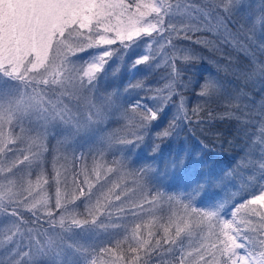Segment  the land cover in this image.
I'll return each instance as SVG.
<instances>
[{
	"label": "snow or ice",
	"instance_id": "obj_1",
	"mask_svg": "<svg viewBox=\"0 0 264 264\" xmlns=\"http://www.w3.org/2000/svg\"><path fill=\"white\" fill-rule=\"evenodd\" d=\"M243 7V0H0V264H264V96L246 90L264 92V0L241 15ZM140 48L131 69H162V84L130 81L126 91L138 98L119 107L89 97L118 52ZM204 60L218 75L194 79L188 69ZM221 73L241 87L228 91ZM169 105L174 114L160 141L182 124L237 121L240 153L225 173L233 191L210 207L193 203L203 185L165 197L149 186L146 168L106 157L114 143L137 146ZM113 115L133 130L102 128ZM53 127L66 134L50 146ZM91 130L100 132L95 145L65 150ZM99 231L106 241L77 238Z\"/></svg>",
	"mask_w": 264,
	"mask_h": 264
},
{
	"label": "trees",
	"instance_id": "obj_2",
	"mask_svg": "<svg viewBox=\"0 0 264 264\" xmlns=\"http://www.w3.org/2000/svg\"><path fill=\"white\" fill-rule=\"evenodd\" d=\"M260 3L261 0H243L244 7L241 10V15L249 10V5L253 9H258ZM193 48L203 52L205 56L210 55L198 46L193 45ZM140 49L118 52L110 61L107 72L102 75L103 82L99 81L97 88L89 93V97L99 102L103 97L109 96L112 99L115 98V107H119L138 98L137 91H126V86L130 81L144 80L153 87L162 84L163 81L160 79L162 69L151 72L144 66H140L139 71L131 69V62L135 59L134 52L138 54ZM212 59L215 60L216 57L213 56ZM240 63L242 66L246 63L243 57H241ZM188 73L194 79H202L209 74L218 75L216 68L209 60L192 65L188 69ZM219 78L225 82L228 91L241 87V82L231 76L226 77L221 73ZM246 90L257 101L264 96V92L260 91V85H256L254 88L249 86ZM140 95L142 96L144 93H140ZM186 96L190 108L196 102L195 92L189 91ZM148 103H152V101L149 100ZM218 111H223V109L220 108ZM173 114L174 109L169 105L137 146L114 143L111 147L112 150L108 152L105 150L106 157L109 161L127 159L133 168H146L149 186L165 194V197L171 195L183 198L193 193L198 185H203L193 203L202 208L210 207L233 191V182L229 178H225V173L233 167L240 153L237 121L225 118L214 120L210 124L205 123L202 126L182 124L173 135L160 141L157 133L168 126ZM101 127L117 132L121 136L129 134L133 130L130 122L125 126V122L119 121L116 115L110 116ZM52 129L53 132L50 129L49 135L56 132L64 135L66 131L63 127H53ZM99 135V131H87L88 139L98 138ZM49 144L53 145L50 140ZM95 144L96 142L93 140L84 146L67 144L65 150L69 154L73 151L79 153L87 151L90 146ZM156 144H159V149L153 151ZM118 146L122 151H131V154L118 157L116 154ZM52 191L54 192V189ZM80 210L83 211L82 205ZM167 212L168 208L165 205L157 208L156 215H166ZM227 215L230 218V213ZM77 238L89 242H101L108 239L102 231H99L96 237L85 233Z\"/></svg>",
	"mask_w": 264,
	"mask_h": 264
},
{
	"label": "rangeland",
	"instance_id": "obj_3",
	"mask_svg": "<svg viewBox=\"0 0 264 264\" xmlns=\"http://www.w3.org/2000/svg\"><path fill=\"white\" fill-rule=\"evenodd\" d=\"M140 52H143V48L140 49ZM100 82L102 83L103 82V79L100 80ZM109 96H105L103 97L99 102H104L106 100V98H108ZM114 101V104H113V107H115V98L113 99ZM51 131L53 132V129L51 128ZM65 134H66V131H65ZM64 134V135H65ZM64 135H61L59 134L58 132L54 133L53 135H49V140L51 141V143L53 145H55L57 143V140L59 139H62ZM83 140V141H81ZM91 140H93V142H97V138H94V139H88V136H87V131H82L81 133H79L78 135H75L71 142L69 143V145L73 146V145H82L84 146L85 144H88V142H90ZM117 156H123V155H126V154H131V151H125V150H121V148L118 146L117 147ZM109 150H112V148H106V151L108 152Z\"/></svg>",
	"mask_w": 264,
	"mask_h": 264
}]
</instances>
